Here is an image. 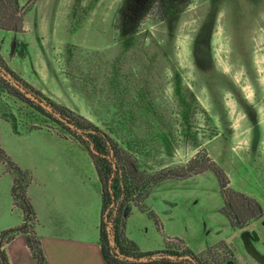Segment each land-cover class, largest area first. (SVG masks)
<instances>
[{"label":"rangeland","instance_id":"374dc122","mask_svg":"<svg viewBox=\"0 0 264 264\" xmlns=\"http://www.w3.org/2000/svg\"><path fill=\"white\" fill-rule=\"evenodd\" d=\"M125 2L33 0L20 31H0V55L22 80L93 122L135 160L134 175L150 192L140 202L144 217L129 204L125 232L140 250L187 247L220 261L232 248L240 226L224 214L212 171L151 182L155 171L180 168L198 152L225 173L234 207L256 210L247 224L264 244V0H189L165 20L151 8L127 33L118 29ZM188 90L194 142L180 133L178 98ZM1 113L22 133L36 126L72 138L3 89ZM34 223L28 215L26 226Z\"/></svg>","mask_w":264,"mask_h":264},{"label":"trees","instance_id":"16d2710c","mask_svg":"<svg viewBox=\"0 0 264 264\" xmlns=\"http://www.w3.org/2000/svg\"><path fill=\"white\" fill-rule=\"evenodd\" d=\"M29 0L20 6L18 0H0V29L20 31L22 28L21 15L26 12ZM189 4V0H126L121 7V20L118 29L124 33L138 25L151 8H155L163 20L177 15ZM129 30V31H128ZM15 96L27 102L38 112L44 114L51 121L58 124L72 138L78 140L86 149L95 165L98 179L101 184V219L99 226L100 252L106 264H223L224 256L220 261L201 258L187 247L182 250L169 247L153 251H142L125 234V221L129 213V204L140 202L149 194L147 181L139 183L135 171V160L125 158L124 148L120 146L108 133L102 131L93 122L74 113L71 109L54 102L44 96L39 90L22 80L12 71L0 55V91ZM5 89V90H4ZM189 91V90H188ZM35 99L49 105L62 119L46 111ZM194 95L189 91V97L178 98L181 116V135L188 139L196 140V135L191 134L190 123ZM7 116L0 114V117ZM13 120V119H12ZM66 123L72 125L69 126ZM16 132V124L12 121ZM36 129L37 127H32ZM67 136V135H65ZM64 136V137H65ZM126 149H131L129 143ZM0 160H2L13 174L11 188L12 203L22 212V222L18 226L0 232V264H10L5 245L16 234L23 233L36 264H48L41 248V243L35 232L36 218L30 199L27 195V186L30 182L28 173L18 168L0 147ZM212 171L219 182L225 198V215L235 225L243 224L257 216L256 210L247 204L246 209H236L226 197L224 188L228 183L223 170L207 155L197 153L180 168H161L151 176V182L157 184L168 178H185L195 173ZM256 209H259L258 207ZM28 215H32L35 223L26 226Z\"/></svg>","mask_w":264,"mask_h":264},{"label":"crops","instance_id":"0c3cea01","mask_svg":"<svg viewBox=\"0 0 264 264\" xmlns=\"http://www.w3.org/2000/svg\"><path fill=\"white\" fill-rule=\"evenodd\" d=\"M0 121L5 123L0 129L1 149L30 177L27 195L47 263L106 264L99 241L101 184L88 152L78 140L52 130L16 132L4 117ZM12 184L13 174L0 160V232L22 222V212L12 203ZM138 207L144 217V207ZM5 249L10 264H36L23 233Z\"/></svg>","mask_w":264,"mask_h":264},{"label":"flooded vegetation","instance_id":"af4514ba","mask_svg":"<svg viewBox=\"0 0 264 264\" xmlns=\"http://www.w3.org/2000/svg\"><path fill=\"white\" fill-rule=\"evenodd\" d=\"M247 223L248 221L243 224L240 223L239 225H237V227L240 226V231L238 235L231 240L232 248H230L223 254L225 258L223 264H237L236 259L238 257H240L241 261H243L242 263L244 264H260L246 251L244 242L240 237L242 232L248 231L249 234L245 236L247 245H249L250 247L253 246L259 253L264 254V244L261 241V235L259 234L256 227H249ZM252 231H256V233L258 234V239H256L254 234H252Z\"/></svg>","mask_w":264,"mask_h":264},{"label":"water","instance_id":"95a60500","mask_svg":"<svg viewBox=\"0 0 264 264\" xmlns=\"http://www.w3.org/2000/svg\"><path fill=\"white\" fill-rule=\"evenodd\" d=\"M46 111H48V112H50V113H52L54 116H56L58 119H60V120H62L63 121V119L58 115V114H56L54 111H53V109L49 106V105H47V104H45L43 101H40V100H38V99H35ZM67 125H69V126H71L72 127V125L71 124H69V123H66ZM247 234H249V232L248 231H244V232H242L241 233V235H240V237H241V239H242V241L244 242V247H245V249H246V251L249 253V255H251L258 263H260V264H264V254H262V253H259L253 246L252 247H250L249 245H247V243H246V239H245V236L247 235ZM252 234H254L255 235V237H256V239H258V234L256 233V231H252ZM255 239V240H256ZM237 243V242H236Z\"/></svg>","mask_w":264,"mask_h":264}]
</instances>
